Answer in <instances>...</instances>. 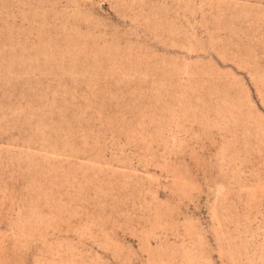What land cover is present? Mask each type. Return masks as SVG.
Returning <instances> with one entry per match:
<instances>
[{
  "label": "rangeland",
  "instance_id": "obj_1",
  "mask_svg": "<svg viewBox=\"0 0 264 264\" xmlns=\"http://www.w3.org/2000/svg\"><path fill=\"white\" fill-rule=\"evenodd\" d=\"M0 264H264V0H0Z\"/></svg>",
  "mask_w": 264,
  "mask_h": 264
}]
</instances>
